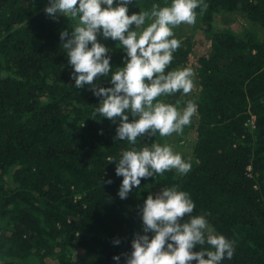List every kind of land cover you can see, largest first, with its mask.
I'll return each mask as SVG.
<instances>
[{"label": "trees", "instance_id": "16d2710c", "mask_svg": "<svg viewBox=\"0 0 264 264\" xmlns=\"http://www.w3.org/2000/svg\"><path fill=\"white\" fill-rule=\"evenodd\" d=\"M48 3L0 0V264H125L135 233H143L144 200L175 185L190 194L192 215L234 242L232 259L221 264H264V0H203L207 9H196L211 47L193 61L199 115L186 160L191 170L142 179L126 199L115 171L121 153L170 145V138L156 133L135 145L115 139L119 120L96 113L101 98L72 78L60 33L75 22L48 16ZM154 3L171 0H133L128 12L150 11ZM222 10L248 23L217 27ZM174 33L180 47L166 72L191 59L192 40ZM101 43L112 70L123 66L118 41ZM110 81L101 76L96 83ZM188 95L158 99L183 110Z\"/></svg>", "mask_w": 264, "mask_h": 264}, {"label": "clouds", "instance_id": "9594fccd", "mask_svg": "<svg viewBox=\"0 0 264 264\" xmlns=\"http://www.w3.org/2000/svg\"><path fill=\"white\" fill-rule=\"evenodd\" d=\"M132 2L49 0L45 12L53 18L59 13L75 22L71 32L65 29L60 33L62 47L73 68L75 86L78 89L91 86L94 95L101 98L96 113L114 123L119 120L115 139L135 145L142 136L182 134L196 114L192 101L178 110L158 98L177 92L185 96L191 93L194 76L191 68L166 72L173 53L180 47L173 29L181 24H195V10L204 11L207 4L203 0H171L170 5L154 3L150 11L129 14L128 6ZM146 21H150L147 26ZM101 33L105 39L118 41L126 52L123 66L115 71L110 64L109 49L98 39ZM109 75L112 86L97 85L101 76ZM114 161L109 157L108 163ZM191 167L167 143L140 149L131 147L116 162V175L123 177L118 195L126 199L133 188L141 186L142 179L173 169L187 174ZM194 209L190 194L179 190L178 185L150 193L140 209L143 233H135L131 252L123 254L125 264H193L194 261L221 264L225 258L232 259L234 242L216 234L203 215H192ZM120 242L113 241L116 245ZM197 246L198 251L194 250ZM113 259L119 261L120 256Z\"/></svg>", "mask_w": 264, "mask_h": 264}, {"label": "rangeland", "instance_id": "374dc122", "mask_svg": "<svg viewBox=\"0 0 264 264\" xmlns=\"http://www.w3.org/2000/svg\"><path fill=\"white\" fill-rule=\"evenodd\" d=\"M196 11V22L195 24H181L180 26L173 29L175 32H180L182 38H186L188 36L193 42V49L191 52V59L184 65V67L193 68V61L198 57L200 54L207 52L211 47V39L204 33V30L201 28V21H199V14ZM214 23L217 27H225V26H232L238 30L242 29L241 27L246 25L248 21L238 14L235 16L232 12H226L224 10L219 11L215 15ZM134 29V26H133ZM98 39L101 42L105 41L102 33L98 34ZM197 90V83L196 81L193 82V89L191 93L188 95L189 100L192 101L196 106V114L193 116L191 123L184 127L182 134H173L170 138V146H172L173 150L182 155L185 161L191 157V152L193 150V143L197 138V128H196V121L198 119V110L197 104L194 100V95ZM168 101V100H167ZM172 101H168L170 103ZM184 107L186 103H183ZM181 109V108H180Z\"/></svg>", "mask_w": 264, "mask_h": 264}, {"label": "built area", "instance_id": "2783aa9c", "mask_svg": "<svg viewBox=\"0 0 264 264\" xmlns=\"http://www.w3.org/2000/svg\"><path fill=\"white\" fill-rule=\"evenodd\" d=\"M250 124L254 127L255 126V116L253 115L250 119Z\"/></svg>", "mask_w": 264, "mask_h": 264}]
</instances>
